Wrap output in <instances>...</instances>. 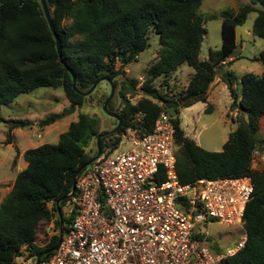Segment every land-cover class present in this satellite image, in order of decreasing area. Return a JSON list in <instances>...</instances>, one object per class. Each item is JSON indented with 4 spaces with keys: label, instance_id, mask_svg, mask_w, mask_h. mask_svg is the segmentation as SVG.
<instances>
[{
    "label": "trees",
    "instance_id": "16d2710c",
    "mask_svg": "<svg viewBox=\"0 0 264 264\" xmlns=\"http://www.w3.org/2000/svg\"><path fill=\"white\" fill-rule=\"evenodd\" d=\"M203 1L47 0L62 43L60 57L40 0H0V111L21 94L41 87H60L71 106L83 107L87 96L81 92L102 77L117 84L115 79L122 72L117 69V62L123 68L137 61L148 48L149 33L153 31L159 36V57L147 69L140 89L143 96L131 102L138 92V81L123 79L119 94L124 105L117 112L123 119L122 126L117 133L101 139L102 152L117 148L126 128L136 127L143 136L153 130L161 112L169 113L176 128V170L181 183L200 178H252L254 193L243 216L247 241L227 262L264 264V169L253 166L255 152L264 151V138L259 136L264 116V71L261 75L249 72L238 79L224 66L237 48L236 28L246 22L251 12H257L253 33L264 39V0H247L237 12H221L222 44L220 49L211 51L209 60L200 59L207 33L199 13ZM259 60L264 66V49ZM184 63L193 67L195 75L179 96L165 94L154 85L156 79L167 77ZM73 74L80 92L74 89ZM216 76L229 88L231 110L237 109L241 114L222 151L207 150L186 136L178 116L182 107L207 102ZM209 108L207 105L205 110ZM138 114L142 115L141 121L135 120ZM62 117L63 114L51 113L40 125H51ZM4 121L0 116V122ZM5 122H11L9 135L15 128L31 124L26 119ZM102 132L98 117L80 112L78 120L60 134L58 143L24 151L28 165L18 172L11 191L0 202V264H17L16 258L24 250L26 259L36 260L59 244L60 234H56L47 245H37L38 226L42 220L52 219L58 212L57 201L73 190L74 175L96 155L88 150ZM111 137L115 138L108 143ZM70 199L62 200L61 208ZM75 214L73 211L63 217L65 230ZM56 224L60 229V217ZM52 253L43 254L41 260Z\"/></svg>",
    "mask_w": 264,
    "mask_h": 264
},
{
    "label": "built area",
    "instance_id": "2783aa9c",
    "mask_svg": "<svg viewBox=\"0 0 264 264\" xmlns=\"http://www.w3.org/2000/svg\"><path fill=\"white\" fill-rule=\"evenodd\" d=\"M175 133L165 111L148 134L133 126L123 130L120 143L127 142V149H105L78 177L67 204L75 217L58 248L39 264H229L247 241L243 216L253 180L181 183ZM214 221L241 228L243 239L220 250L205 230ZM16 263L36 260L19 256Z\"/></svg>",
    "mask_w": 264,
    "mask_h": 264
},
{
    "label": "rangeland",
    "instance_id": "374dc122",
    "mask_svg": "<svg viewBox=\"0 0 264 264\" xmlns=\"http://www.w3.org/2000/svg\"><path fill=\"white\" fill-rule=\"evenodd\" d=\"M246 2L247 0L203 1L199 13L204 20L207 33L202 42L200 59L209 60L211 51L221 47V12L224 10L237 12L240 6ZM256 16L257 12H251L246 22L237 26V48L233 54L236 59H234V62L227 59L224 65L225 69L233 71L238 79L249 72L261 75L264 71V66L259 60L260 53L264 49V39L257 37L253 33V24ZM149 43L148 48L138 56L137 61H133L123 68H121V62H117L116 67L122 72L115 79L117 84H115V94L109 103L110 110L117 113L124 105L119 90L120 83L125 78L129 81L134 79L138 81L136 86L138 92L131 99V102L135 103L143 96L138 85L141 82V78L144 81L146 80L147 69L159 57V36L153 31L149 33ZM194 75L195 70L193 67L184 63L167 77L156 79L154 85L165 94L179 96L180 93L184 92ZM218 77L216 76L217 79ZM110 93V84L107 81H102L94 93L87 96L83 107L77 106L70 114H67V111L71 107V102L60 87H41L31 93L21 94L10 105L3 106L0 116L5 121L26 119L30 120L31 124L23 128H15L14 130L16 131L13 130L9 135L11 122H0V202L11 191L15 177L18 174L17 171L24 168L20 166L22 152L45 143H58L60 134L67 131L71 122L78 120L80 112L98 117L100 131L114 128L117 120L103 111V105ZM232 102L233 98L229 88L221 79L209 91L206 103L197 102L190 107H182L178 116L186 136L195 140L198 145L207 150L222 151L229 134L237 128V119L241 115L237 109L231 110ZM207 105L210 108L205 110ZM51 113H60L63 114V117L51 125L41 126L40 122ZM141 118L142 115L138 114L135 120L138 121ZM259 136L264 138V128L259 131ZM114 138L111 137L108 143L112 142ZM127 146L128 143L123 142L119 143L115 149L116 151H122L127 149ZM105 149L110 152L111 148ZM88 151H90L91 155L97 153L95 141L92 142ZM253 166L256 169H264V151L255 152ZM69 211L70 207L66 204L62 208L63 217H68ZM58 217L59 214L56 212L51 220H42L40 222L37 230V245L45 246L49 243L52 236L59 234L56 224ZM205 230L209 231L210 242L216 243L217 247L222 251L236 246L243 239L241 228L228 226L218 221L212 222L210 229ZM27 255L26 250H24L21 256L26 257ZM33 261L34 258L29 259V263Z\"/></svg>",
    "mask_w": 264,
    "mask_h": 264
},
{
    "label": "water",
    "instance_id": "95a60500",
    "mask_svg": "<svg viewBox=\"0 0 264 264\" xmlns=\"http://www.w3.org/2000/svg\"><path fill=\"white\" fill-rule=\"evenodd\" d=\"M41 2V7H42V10H43V13L45 15V18L49 24V27L51 29V32L55 38V41H56V45H57V50H58V54L59 56L61 57L62 55V43H61V40H60V37L59 35L57 34L56 32V29H55V26L53 24V19H52V15H51V12H50V8H49V5H48V2L47 0H40ZM73 80H74V89L78 92H80L77 88V79H76V76L73 74ZM101 81H107L110 86H111V93L108 97V99L105 101L104 105H103V111L109 115L110 117H113L115 118L117 121H118V124L110 129V130H106L102 133H100L97 137V141H96V146H97V153L96 155L85 165H83L82 167H80L78 169V171L76 172V174L74 175V179H73V190L66 196L64 197L63 199H60L57 201V211H58V214H59V217H60V221H61V225H60V229H59V234H60V241L62 240L63 238V234H64V231H65V223H64V219H63V215H62V208H61V202L62 200H65V199H68V198H71L74 193H75V187H76V183H77V179L79 177V175L81 174V172L88 166H90L101 154L102 152V148H101V139L105 136H108V135H111V134H115L119 131V129L121 128L122 126V122H123V119L114 111L110 110L109 108V103L111 101V99L113 98L114 94H115V90H116V86H115V83L112 79L108 78V77H102V78H99L95 83L94 85L87 91L85 92H81L84 96H88L90 95L91 93H93L95 91V89L97 88V86L99 85V83ZM76 109V106L75 105H72L69 110L67 111V114H70L72 113L74 110ZM60 243V242H59ZM59 245V244H58ZM58 245L52 249H49L47 251H45L43 254H48L50 252H53L55 251L57 248H58ZM39 255L36 259V264H39L40 260H41V257L42 255Z\"/></svg>",
    "mask_w": 264,
    "mask_h": 264
},
{
    "label": "crops",
    "instance_id": "0c3cea01",
    "mask_svg": "<svg viewBox=\"0 0 264 264\" xmlns=\"http://www.w3.org/2000/svg\"><path fill=\"white\" fill-rule=\"evenodd\" d=\"M234 59H236V56H232V57H230L228 60L234 62V61H235ZM220 80H221V79H220L219 77H218V79L215 78L214 82H213L212 85H211L210 90H211L212 87L215 86ZM262 128H264V116H263V117L261 118V120H260V130H261ZM14 131H16V130H14ZM13 141H14V140H13ZM24 151H25V150H24ZM24 151L22 152V154H21V156H20V159L22 160V162H20V166L24 167L23 169H25V168L27 167V165H28V163H27L26 161H24V160H25L24 157H23ZM23 169H20L19 171H17V173L20 172V171L23 170ZM17 173H16V174H17ZM15 178H16V177H15Z\"/></svg>",
    "mask_w": 264,
    "mask_h": 264
}]
</instances>
